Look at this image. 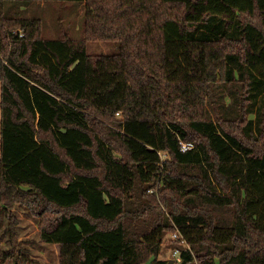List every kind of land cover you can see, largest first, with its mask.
I'll return each instance as SVG.
<instances>
[{
    "label": "trees",
    "instance_id": "trees-1",
    "mask_svg": "<svg viewBox=\"0 0 264 264\" xmlns=\"http://www.w3.org/2000/svg\"><path fill=\"white\" fill-rule=\"evenodd\" d=\"M45 1L83 4V37L0 0L10 238L20 204L59 264H167L166 231L186 245L173 264H264V0Z\"/></svg>",
    "mask_w": 264,
    "mask_h": 264
},
{
    "label": "rangeland",
    "instance_id": "rangeland-1",
    "mask_svg": "<svg viewBox=\"0 0 264 264\" xmlns=\"http://www.w3.org/2000/svg\"><path fill=\"white\" fill-rule=\"evenodd\" d=\"M4 9L9 15L39 18L41 33L45 37H56L62 33L73 38L83 37L81 30L83 4L45 0H5ZM86 49L90 54H112L118 50V42L87 40ZM206 109L212 112L210 104ZM257 112L258 105H255L248 115L254 123L258 117ZM11 213L17 220L12 239L7 231L8 219L0 206V250H12L26 259L18 261L17 264H59L58 245L40 240L38 218L31 216L27 206L15 204ZM175 239L172 238L170 231L162 235L158 259L169 260L175 248L186 247L182 240Z\"/></svg>",
    "mask_w": 264,
    "mask_h": 264
},
{
    "label": "built area",
    "instance_id": "built-area-1",
    "mask_svg": "<svg viewBox=\"0 0 264 264\" xmlns=\"http://www.w3.org/2000/svg\"><path fill=\"white\" fill-rule=\"evenodd\" d=\"M193 144L191 142H183L181 143V150L185 151L189 148H192ZM172 238H177L178 235L176 232L171 233ZM171 258L174 259V261H180V253L178 249H174L171 254Z\"/></svg>",
    "mask_w": 264,
    "mask_h": 264
},
{
    "label": "water",
    "instance_id": "water-1",
    "mask_svg": "<svg viewBox=\"0 0 264 264\" xmlns=\"http://www.w3.org/2000/svg\"><path fill=\"white\" fill-rule=\"evenodd\" d=\"M173 263H174V259L171 258V259L168 260L167 264H173Z\"/></svg>",
    "mask_w": 264,
    "mask_h": 264
}]
</instances>
